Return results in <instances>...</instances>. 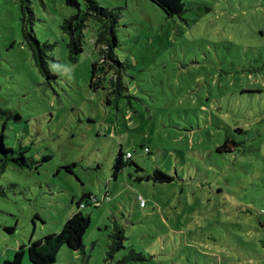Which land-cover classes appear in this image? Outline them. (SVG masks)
<instances>
[{
  "label": "rangeland",
  "instance_id": "rangeland-1",
  "mask_svg": "<svg viewBox=\"0 0 264 264\" xmlns=\"http://www.w3.org/2000/svg\"><path fill=\"white\" fill-rule=\"evenodd\" d=\"M28 1L31 24L21 0H0V140L31 159L0 175V264L59 233L84 193L106 191L108 201L80 209L83 250L62 247L53 264H230L227 233L264 218V0H179L178 13L94 0L119 15L114 52L130 98L111 104L107 83L92 88L95 22L72 61L61 25L78 10ZM24 27L53 45L55 79L38 72ZM119 150L131 164L113 180ZM155 170L170 181L147 179ZM118 226L123 248L110 259ZM23 259L31 264L26 249Z\"/></svg>",
  "mask_w": 264,
  "mask_h": 264
},
{
  "label": "trees",
  "instance_id": "trees-1",
  "mask_svg": "<svg viewBox=\"0 0 264 264\" xmlns=\"http://www.w3.org/2000/svg\"><path fill=\"white\" fill-rule=\"evenodd\" d=\"M26 2V4L24 3ZM160 5L165 12H182L183 5L179 0H151ZM67 5L75 7L78 12L69 19L63 21L61 30L69 37L67 48L69 50V58L75 61L76 56L83 51L84 30L88 21H94L96 30L95 46L99 49V61L92 64V88L96 89L101 82L107 83L106 104L116 103L119 99H129V89L126 85L123 75L125 73V65L121 63L114 52V47L117 45L115 38L116 29L119 25V15L107 8H102L94 0H85L86 8L80 10V5L77 0H66ZM20 10L23 16H27L30 24L33 21V13L29 7L28 0H21ZM22 43L30 51L34 61V65L38 72L47 80L55 79V75L49 68V61L52 60L53 45L45 42L41 43L36 38L33 31L24 27L22 29ZM112 73V77L105 81L108 74ZM130 117L128 118V120ZM227 141L222 146L223 148ZM220 147L217 148L220 152ZM27 148L15 150L5 147L3 140H0V175L9 165L19 169L31 168V159L25 157ZM125 154L119 150L116 160L113 165L112 179L115 180L118 174L128 164L130 160H125ZM165 183L170 181V178L165 176L159 170H155L152 177L147 179ZM95 197L91 193H84L77 202V212L70 216L64 223L61 231L56 234H49L42 239L29 243L27 246H22L14 252L11 260H5L3 264H22L25 249L28 260L31 264H53L55 263L57 254L62 247H67L71 251L83 250V236L88 228L85 217L80 211V205L84 208L93 206L89 199ZM100 206V205H99ZM93 206V207H99ZM89 220V217H88ZM248 230L241 234L234 232L227 233V245L225 249L228 253L226 258L230 264H264V218L254 217L252 221L245 220L244 225ZM109 238L112 240L109 244L107 256L111 259L114 252L123 248V229L119 226L116 228ZM237 249L232 255V250Z\"/></svg>",
  "mask_w": 264,
  "mask_h": 264
},
{
  "label": "built area",
  "instance_id": "built-area-1",
  "mask_svg": "<svg viewBox=\"0 0 264 264\" xmlns=\"http://www.w3.org/2000/svg\"><path fill=\"white\" fill-rule=\"evenodd\" d=\"M147 151V150H145ZM125 160H129L131 158V154L130 153H126L125 156H124ZM109 193L106 191L102 198L99 199V198H96V197H90L89 201L90 203L93 205V206H99L101 205V203L105 202V201H108L110 198H109ZM137 201H139V205L141 208H144L145 207V202L143 200L142 197H138L137 198ZM84 208V205H80V208L79 209H83Z\"/></svg>",
  "mask_w": 264,
  "mask_h": 264
},
{
  "label": "water",
  "instance_id": "water-1",
  "mask_svg": "<svg viewBox=\"0 0 264 264\" xmlns=\"http://www.w3.org/2000/svg\"><path fill=\"white\" fill-rule=\"evenodd\" d=\"M85 221H86V222H85L84 224L87 225L88 222H89L88 217L85 219Z\"/></svg>",
  "mask_w": 264,
  "mask_h": 264
},
{
  "label": "crops",
  "instance_id": "crops-1",
  "mask_svg": "<svg viewBox=\"0 0 264 264\" xmlns=\"http://www.w3.org/2000/svg\"><path fill=\"white\" fill-rule=\"evenodd\" d=\"M105 193V192H104ZM92 194V193H91ZM93 196H95L96 198H98L95 194H92ZM145 208V207H144Z\"/></svg>",
  "mask_w": 264,
  "mask_h": 264
},
{
  "label": "clouds",
  "instance_id": "clouds-1",
  "mask_svg": "<svg viewBox=\"0 0 264 264\" xmlns=\"http://www.w3.org/2000/svg\"><path fill=\"white\" fill-rule=\"evenodd\" d=\"M131 159V158H130Z\"/></svg>",
  "mask_w": 264,
  "mask_h": 264
}]
</instances>
